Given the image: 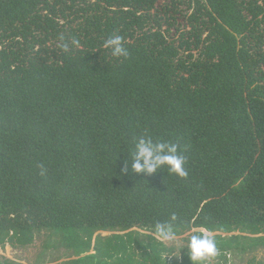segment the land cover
I'll return each mask as SVG.
<instances>
[{
	"label": "trees",
	"instance_id": "trees-1",
	"mask_svg": "<svg viewBox=\"0 0 264 264\" xmlns=\"http://www.w3.org/2000/svg\"><path fill=\"white\" fill-rule=\"evenodd\" d=\"M117 31L130 59L103 47ZM145 130L180 145L187 179L132 170ZM173 213L176 236L218 232L224 259L264 248V0H0V247L193 264L200 230L156 238Z\"/></svg>",
	"mask_w": 264,
	"mask_h": 264
},
{
	"label": "clouds",
	"instance_id": "clouds-1",
	"mask_svg": "<svg viewBox=\"0 0 264 264\" xmlns=\"http://www.w3.org/2000/svg\"><path fill=\"white\" fill-rule=\"evenodd\" d=\"M64 37H59V47L64 52H69V45L64 42ZM73 45L80 47L79 40H73ZM126 38L120 35L118 31L110 36L103 47L111 49V54L116 59H130L131 52L125 46ZM132 170L137 174L154 175L159 169L167 166L170 174L177 175L181 179H187L189 172L185 165L188 163V156L181 151L178 143L172 142H154L148 131L141 135L136 143L135 152L132 155ZM40 175H46L47 169L43 163L39 166ZM124 171H127V165ZM178 217L175 213L172 214L169 221H157L154 225L155 235L161 242H171L176 238L175 222ZM195 231V230H194ZM190 258L193 264H204L211 258H215L219 254L215 239L211 232L206 229H201L200 234H194L190 240Z\"/></svg>",
	"mask_w": 264,
	"mask_h": 264
},
{
	"label": "rangeland",
	"instance_id": "rangeland-1",
	"mask_svg": "<svg viewBox=\"0 0 264 264\" xmlns=\"http://www.w3.org/2000/svg\"><path fill=\"white\" fill-rule=\"evenodd\" d=\"M194 230L197 231L200 229H192L190 232L176 236L175 240L165 243L168 246L181 248L187 244L186 238ZM216 233L218 232H213L211 234L214 235ZM101 234L108 235L110 232H101ZM43 239L44 237L42 235L37 236L32 244L24 247H11L9 244H6L4 248L0 247V255L24 264H36L41 257ZM253 256L255 257V262L250 263L248 260ZM226 258L227 259H224L220 257V255H217L215 258L205 261L204 264H261L264 263V248H260L252 253L228 252ZM168 259L172 260L171 257Z\"/></svg>",
	"mask_w": 264,
	"mask_h": 264
}]
</instances>
